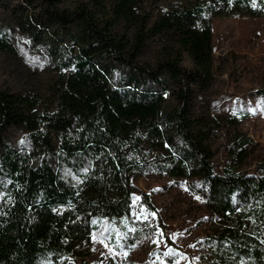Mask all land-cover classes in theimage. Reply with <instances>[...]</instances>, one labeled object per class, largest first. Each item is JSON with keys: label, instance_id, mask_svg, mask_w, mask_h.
I'll list each match as a JSON object with an SVG mask.
<instances>
[{"label": "trees", "instance_id": "1", "mask_svg": "<svg viewBox=\"0 0 264 264\" xmlns=\"http://www.w3.org/2000/svg\"><path fill=\"white\" fill-rule=\"evenodd\" d=\"M64 1L18 5L40 7L37 15L19 12L27 33L39 40L63 33L75 53L54 88L52 109H39L34 95L0 89V264H77L70 261L75 257L81 264H115L84 259L93 220L128 214L137 190L131 177L148 166L204 185L213 219L205 236L208 264H264V162L255 172L241 169L253 140L238 125L249 113L218 115L196 101L214 76L212 18L264 16V0H175L155 15L143 0H74L72 7ZM118 24L125 31H115ZM154 37L168 45L153 65L142 63ZM0 47L11 48L1 31ZM183 51L192 59L189 68L181 64ZM115 64L132 89L110 83ZM146 78L165 82L164 90L168 82L173 103L162 91L137 90ZM256 92L264 95V86ZM11 126L27 131L32 153L5 141ZM223 126L233 134L217 171L209 141ZM147 139L164 156L143 157ZM141 198L150 204L146 193Z\"/></svg>", "mask_w": 264, "mask_h": 264}, {"label": "rangeland", "instance_id": "2", "mask_svg": "<svg viewBox=\"0 0 264 264\" xmlns=\"http://www.w3.org/2000/svg\"><path fill=\"white\" fill-rule=\"evenodd\" d=\"M171 1L175 0H143L142 5L155 15ZM74 3V0H65L62 5L72 7ZM19 4L20 0H0V31L6 33L11 43L10 49L0 47V89L28 97L34 95L39 99V109H52L55 105L54 88L68 72L66 61L73 57L75 49L63 33H50L40 40L27 33L18 22V14L37 15L40 7L25 8L24 4L18 7ZM115 31H125V26L118 24ZM166 45L168 42L161 37L152 38L140 61L153 65ZM182 54L181 64L191 67L193 62L189 54L186 51ZM212 54V82L197 93L196 101L218 115L248 111L238 128L253 142L241 169L255 172L256 163L264 162V95L256 92L257 88L264 86V16H214ZM126 77L125 69L117 64L111 66L112 85L120 88L126 85L132 89V84H126ZM164 84L146 78L137 90L162 91L165 102L172 104L170 84L166 83L165 90ZM232 134L230 127L223 126L210 138L214 150L213 165L217 171H221L228 159ZM4 139L32 153L27 131L21 127H9L4 132ZM161 152L153 139L144 142L143 157L150 159L151 155ZM163 152L161 156H164ZM62 173L70 182H78L71 171L64 169ZM131 182L137 190L132 196L130 212L111 219L93 220L97 227L91 231L89 254L84 259L106 262L110 258L115 264H208L209 249L205 236L211 232L213 219L199 178L170 176L157 167L148 166L132 175ZM141 192L148 195L150 204L142 200ZM169 249H172V255L166 256ZM70 259L81 264L80 257Z\"/></svg>", "mask_w": 264, "mask_h": 264}, {"label": "snow or ice", "instance_id": "3", "mask_svg": "<svg viewBox=\"0 0 264 264\" xmlns=\"http://www.w3.org/2000/svg\"><path fill=\"white\" fill-rule=\"evenodd\" d=\"M136 199H138V198H136ZM152 215L154 216L155 213H153ZM137 218L139 219L140 217H137ZM144 219H147V217L145 216ZM161 235H163V234H161ZM93 239H95V236L93 237ZM154 243H156V241H154ZM105 246L107 247V245H105ZM191 246L194 247L195 245H191ZM125 255H126V253H125ZM165 255H166V256H171V255H172V249H169V250L165 253ZM169 264H171V262H169Z\"/></svg>", "mask_w": 264, "mask_h": 264}]
</instances>
